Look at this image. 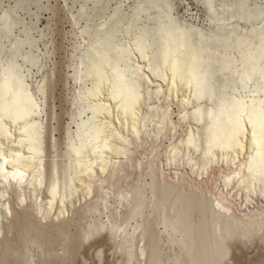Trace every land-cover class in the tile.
Instances as JSON below:
<instances>
[{
    "label": "bare ground",
    "instance_id": "6f19581e",
    "mask_svg": "<svg viewBox=\"0 0 264 264\" xmlns=\"http://www.w3.org/2000/svg\"><path fill=\"white\" fill-rule=\"evenodd\" d=\"M133 5L125 34L140 15L153 23L130 40H113L121 6L82 29L60 176L42 100L13 58L0 66V264H264L262 10L203 0L201 31L169 0Z\"/></svg>",
    "mask_w": 264,
    "mask_h": 264
},
{
    "label": "rangeland",
    "instance_id": "374dc122",
    "mask_svg": "<svg viewBox=\"0 0 264 264\" xmlns=\"http://www.w3.org/2000/svg\"><path fill=\"white\" fill-rule=\"evenodd\" d=\"M134 1L136 2V0H101L100 7L91 10V0H0V17L4 12L9 11V21L12 23L11 30L7 33L0 30V66L5 65L9 58H13V60L21 65V72L26 74L25 79L30 91L35 94L38 100H42L43 112L41 118L44 122L47 118V124L44 125L42 128L43 130H41L43 133L40 143L41 147L45 150L44 160L47 165L46 167L48 168L49 161L54 159L56 163V175L58 176L62 174L61 167L63 158L61 157L63 155L61 152L65 151L66 144L69 139H71L75 127V124L72 122V117L77 112L81 103V101L74 99V96L82 84L74 82L72 76L80 50L85 46V43H87L85 42L87 35L82 32V29L86 26V23L94 27L104 22V20H108L109 14H111L114 8H119L121 6L119 10L127 15L123 13L126 18L124 17L121 24H118L120 33L115 32L114 35L116 37L112 38L116 41L118 39H122V41L130 40V38H132L131 35L139 32V28L150 26L153 23V21L148 20L143 14L140 15L141 18L139 17L133 23L128 34L123 32L124 23H126V19L130 17L132 12L131 9L134 6L133 4H135ZM169 1L173 9L171 15L175 16L181 24L194 25L199 28L200 26H205V23H209L208 20L205 19L203 13V0ZM263 1L264 0H248L249 5H257L263 12L262 21L259 25L264 22ZM101 5H103L104 8L106 7L105 12L104 9H101L103 8ZM80 8H83V14L79 13ZM100 15L102 16L100 17ZM91 18H93V20ZM221 20L225 21L226 27L230 28L233 26V24L225 18L221 17ZM1 22L2 20L0 18V24ZM244 28L245 24H239L238 31L241 32ZM203 33L205 35L215 34L213 30H208L207 33ZM120 34H125V37ZM23 35L25 38L27 36L29 37L26 39L21 38L24 37ZM18 41L21 45H19L17 49H13L14 43ZM24 53L27 54L25 59H23L24 57L22 56ZM138 59H140V57ZM1 75L2 74H0V77ZM88 83L89 82L86 81V85ZM40 86H44V89H42L43 92L38 91ZM248 90L242 93L246 94ZM48 117L50 118L48 119ZM83 117H85V115H83ZM21 220L22 219H20L18 226L21 225ZM20 227L18 233H21H17V238H20V235L21 238H24V234H26L24 223H22ZM169 253L171 252L166 251V246H164V256L167 257L166 254Z\"/></svg>",
    "mask_w": 264,
    "mask_h": 264
}]
</instances>
